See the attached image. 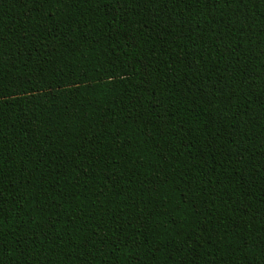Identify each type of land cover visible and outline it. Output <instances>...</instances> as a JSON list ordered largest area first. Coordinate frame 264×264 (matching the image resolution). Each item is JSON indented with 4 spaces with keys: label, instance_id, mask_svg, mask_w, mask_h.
<instances>
[{
    "label": "trees",
    "instance_id": "obj_1",
    "mask_svg": "<svg viewBox=\"0 0 264 264\" xmlns=\"http://www.w3.org/2000/svg\"><path fill=\"white\" fill-rule=\"evenodd\" d=\"M0 264H264V0H0Z\"/></svg>",
    "mask_w": 264,
    "mask_h": 264
}]
</instances>
